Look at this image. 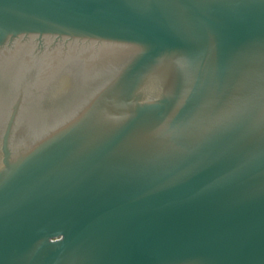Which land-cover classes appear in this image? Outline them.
Returning a JSON list of instances; mask_svg holds the SVG:
<instances>
[{
  "label": "water",
  "instance_id": "water-1",
  "mask_svg": "<svg viewBox=\"0 0 264 264\" xmlns=\"http://www.w3.org/2000/svg\"><path fill=\"white\" fill-rule=\"evenodd\" d=\"M0 264H264V0H0Z\"/></svg>",
  "mask_w": 264,
  "mask_h": 264
}]
</instances>
